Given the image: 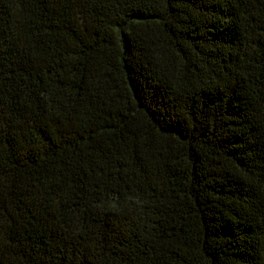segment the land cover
<instances>
[{"label": "trees", "instance_id": "1", "mask_svg": "<svg viewBox=\"0 0 264 264\" xmlns=\"http://www.w3.org/2000/svg\"><path fill=\"white\" fill-rule=\"evenodd\" d=\"M0 264H264V0H0Z\"/></svg>", "mask_w": 264, "mask_h": 264}]
</instances>
